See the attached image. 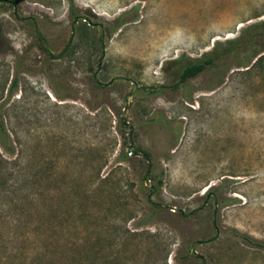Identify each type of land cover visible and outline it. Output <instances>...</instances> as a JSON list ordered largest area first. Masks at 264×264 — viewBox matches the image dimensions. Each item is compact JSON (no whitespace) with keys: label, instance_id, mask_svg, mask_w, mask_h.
<instances>
[{"label":"rangeland","instance_id":"1","mask_svg":"<svg viewBox=\"0 0 264 264\" xmlns=\"http://www.w3.org/2000/svg\"><path fill=\"white\" fill-rule=\"evenodd\" d=\"M13 1L53 53L70 35V9L102 25L97 79L137 85L126 119L131 150L151 160L150 199L185 213L205 205L152 211L146 163L123 156L131 84L92 77L97 27L78 21L70 53L53 58L0 3V264H199L189 254L199 240L205 264H264V60L252 64L264 40L231 52L226 43L264 20V0ZM215 41L221 58L177 82L180 65Z\"/></svg>","mask_w":264,"mask_h":264},{"label":"water","instance_id":"2","mask_svg":"<svg viewBox=\"0 0 264 264\" xmlns=\"http://www.w3.org/2000/svg\"><path fill=\"white\" fill-rule=\"evenodd\" d=\"M5 2H11V1L10 0H0V3H5ZM14 14L16 15V9L14 10ZM19 18L21 20H23L26 17H19ZM27 18H29L32 21L33 27H34V31H35L37 37L40 39V41L43 44L44 48L46 49L47 53L50 54L53 58H57L60 55H62L63 52L66 50V48L70 45V43L72 41V38H73V35H74V27H75V24L78 21H83L89 26L97 27V29H98V42H99V45H100V54H99V57H98V59L96 61V67H95V70L93 72L92 77H93V80L97 83V85L101 86V87L108 86V85H110L111 83H113L115 81H126V82H129L131 84V88L123 96V107H122V109H121V111L119 113V117H120V120H121V126L124 127V128H127L128 132H129V136H128L129 143L127 145H125L124 152L128 156L139 157L146 163V169H145L144 176H143V183H144L145 186H148L150 188L149 195H148L149 202L152 205H154V206H156V207H158L160 209H168L171 212L177 211L183 216H189L192 213H194L195 211L200 210L205 205V201L200 206H198V207L192 209L191 211L185 213L181 209L175 208V207H173L171 205H168V204H165V203L154 202V201H152L150 199L152 193L154 192V188H153V186L151 185V183L149 181V172H150V168H151V160H150L149 156L146 153H144L143 151H141V150H131L132 142H131L130 134L132 132V126L128 123V121L126 119L127 109H128L129 103L131 101V97H132L137 85L131 78L118 76V75L111 77L106 82H100L97 79V73H98V71L100 69L101 60H102V57H103L104 51H105V47H104V44H103V29H102V25L100 23L91 22L90 19L87 16H85V15H77L72 20V22L70 24V35H69L65 45L63 46V48L58 53H53V51L50 48V46L48 45V43L41 36V34L39 32V29L37 27L35 19L33 17H31V16L27 17ZM210 196L213 199V206H212L213 216H212V219L214 220L215 211H216V200H215V197H214L212 192H208L207 193L206 199H208ZM212 225L214 227L215 232H214L213 236L210 239H208V240L216 238L217 233H218L216 225H215L214 222L212 223ZM204 242H206V240L194 241V242L191 243L190 248H189L190 256L198 258L200 260L199 264H205V259H204V257L202 255L197 253V251L195 249V246L197 244H202Z\"/></svg>","mask_w":264,"mask_h":264},{"label":"trees","instance_id":"3","mask_svg":"<svg viewBox=\"0 0 264 264\" xmlns=\"http://www.w3.org/2000/svg\"><path fill=\"white\" fill-rule=\"evenodd\" d=\"M70 14H71L72 18L77 15V13L71 9H70ZM80 22L86 24L83 21H80ZM120 24H121V20L115 19L113 25L111 26V29L117 28ZM250 28L253 31L250 34H248V36L244 40H242L241 37H235V38H232V39L226 41V43L229 44L228 52H231L233 50V48H235L237 46L236 44H239L240 46H243L244 48L247 49L251 46L257 45V42L264 40V20H260V21H257L256 23H253L252 25H250ZM243 31L244 30H242L241 32L243 33ZM38 40L40 41L39 38H38ZM40 45H41V48L47 53V51L44 48L41 41H40ZM219 45H220V42L215 41L213 43L211 51L203 54L200 58H195V59L190 60L189 62L182 63L178 69V72H177V82L181 83L184 80H186L187 78L192 77L195 74H197L198 72H200L201 70H203L206 66H212L215 62H217L221 58V56L224 54V50H225L224 48L223 49L219 48ZM72 46L73 45L70 43V45L66 48V50L63 52V54H65V53L69 54ZM47 55L52 57L48 53H47ZM262 60H264V53L257 55L252 64H257V63L261 62ZM14 88H15V79L12 78V80L10 81V83L8 85V90L11 92ZM0 133L4 134V136H6V134L4 133V130L2 129L1 120H0ZM5 149H6V151L11 150L9 145H6ZM144 153H146V152H144ZM123 156L126 158H129V156L126 155L125 153L123 154ZM151 208H152V211L161 210L160 208H158L154 205H151ZM248 242H250L256 246H262L261 244L256 243L254 241L248 240Z\"/></svg>","mask_w":264,"mask_h":264},{"label":"flooded vegetation","instance_id":"4","mask_svg":"<svg viewBox=\"0 0 264 264\" xmlns=\"http://www.w3.org/2000/svg\"><path fill=\"white\" fill-rule=\"evenodd\" d=\"M11 2H5V3H8L10 6H11V8H12V14H13V16L16 18V19H18V20H21L20 18H19V16L17 15V11H16V15L14 14V10L16 9V6H15V3H14V1L13 0H10ZM77 16V15H76ZM76 16H74L73 17V19L76 17ZM27 17H30V16H27ZM25 18V19H23V20H29L31 23H32V21L29 19V18ZM72 19V20H73ZM32 25H33V23H32ZM34 28V27H33Z\"/></svg>","mask_w":264,"mask_h":264}]
</instances>
